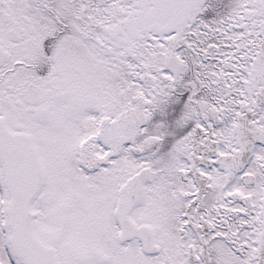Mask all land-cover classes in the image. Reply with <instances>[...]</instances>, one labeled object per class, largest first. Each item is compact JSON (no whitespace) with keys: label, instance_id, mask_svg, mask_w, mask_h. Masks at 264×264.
I'll return each mask as SVG.
<instances>
[{"label":"snow or ice","instance_id":"1","mask_svg":"<svg viewBox=\"0 0 264 264\" xmlns=\"http://www.w3.org/2000/svg\"><path fill=\"white\" fill-rule=\"evenodd\" d=\"M0 264H264V0H0Z\"/></svg>","mask_w":264,"mask_h":264}]
</instances>
